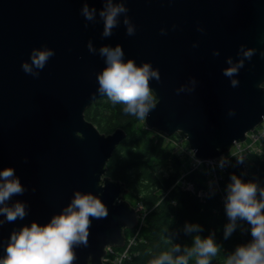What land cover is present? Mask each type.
<instances>
[{
  "label": "water",
  "instance_id": "1",
  "mask_svg": "<svg viewBox=\"0 0 264 264\" xmlns=\"http://www.w3.org/2000/svg\"><path fill=\"white\" fill-rule=\"evenodd\" d=\"M85 2L97 9L94 22L81 14ZM124 6L135 34H126L121 15L105 38L98 15L104 0H0V170H15L25 192L8 204L23 202L28 212L0 227V257L13 229L48 223L74 191L97 196L108 215L90 218L88 245L74 246L73 264H104L110 247L124 246L125 230L138 225V211L124 199L129 190L106 174L125 130L101 133L85 116L103 97L96 80L105 67L101 46L120 45L125 60L159 71V82L150 81L157 103L143 122L167 136L177 133L198 159L227 154L264 122V0H126ZM44 47L55 55L38 78L25 74L21 63ZM249 49L250 60L243 56ZM229 58L244 64L231 78L223 75Z\"/></svg>",
  "mask_w": 264,
  "mask_h": 264
},
{
  "label": "clouds",
  "instance_id": "2",
  "mask_svg": "<svg viewBox=\"0 0 264 264\" xmlns=\"http://www.w3.org/2000/svg\"><path fill=\"white\" fill-rule=\"evenodd\" d=\"M125 2L126 0H104V7L98 13L103 21L102 37L112 35V30L120 23L121 15L124 16L122 23L126 27V34H135V26L126 15L128 9L124 6ZM81 14L87 21L94 22L97 9L90 8L85 2ZM87 49L92 54L97 52L91 41L88 42ZM98 54L104 59L105 67L96 75L97 93L106 96L113 105H122L125 115L145 120L157 103L150 81L155 79L159 82V71L153 69L150 63L137 66L134 60H125L120 45L101 46ZM253 54V49L243 52V56L249 60ZM54 55V51L47 47L42 50L33 49L29 57L30 63L22 62L21 69L25 74L38 78L40 70L44 69ZM226 62L232 65L230 58ZM243 66V61H240L224 69L223 75L231 78ZM191 83L195 84V80L192 79ZM231 86L237 87L238 81L231 80ZM183 90L181 88L178 91ZM232 115L235 113L231 110L229 116ZM242 159L238 157V161ZM225 164L226 161L222 158L219 166L223 168ZM230 179L224 200V211L229 221L224 227V238H229L236 230L238 221H245L250 226L252 239L228 254L225 264H264V187L257 182H243L236 175H232ZM24 192L25 188L13 168L0 170V215L4 217L0 220V227L5 222L15 223L28 215L25 203L16 201L10 206L8 204L14 196L23 195ZM107 215V208L97 196L74 191L68 205L59 214L53 215L48 223L40 225L31 222L18 230L13 229L4 247L5 255L0 257V264H73L77 259L74 246L88 245L90 218L101 219ZM201 231L203 229L197 224H186L184 227L186 234ZM220 252L221 247L215 242L214 233L205 238L195 235L190 247L172 244L170 250L161 252L150 264H189L192 258H195V264H211L212 259Z\"/></svg>",
  "mask_w": 264,
  "mask_h": 264
},
{
  "label": "trees",
  "instance_id": "3",
  "mask_svg": "<svg viewBox=\"0 0 264 264\" xmlns=\"http://www.w3.org/2000/svg\"><path fill=\"white\" fill-rule=\"evenodd\" d=\"M122 107L113 105L103 96L85 108L86 118L101 133L109 134L118 128L125 130V138L108 159L106 174L127 187L129 192L124 199L127 196L136 199L135 207L141 201L142 211H145L141 230L129 248L130 256L122 264H150L161 252L170 250L172 244L190 247L193 236L205 238L213 233L221 252L211 264H225L228 254L252 239L250 226L245 221H238L236 230L229 238H224V227L229 222L224 211L226 187L232 175L264 187V150L259 154L249 153L245 161L231 157L226 170L217 171L221 177L219 191L217 186L207 183V166H197L189 154L175 145L181 136L177 133L167 136L149 129L143 120L125 115ZM184 141L183 146L188 149V142ZM187 184H193V190L187 188ZM186 224L200 225L203 231L186 234ZM135 232L136 228L127 229L124 235L128 238ZM121 249L117 247L114 251ZM107 257L113 258L114 254L109 253ZM104 264L115 263L108 259ZM189 264H195V258Z\"/></svg>",
  "mask_w": 264,
  "mask_h": 264
},
{
  "label": "built area",
  "instance_id": "4",
  "mask_svg": "<svg viewBox=\"0 0 264 264\" xmlns=\"http://www.w3.org/2000/svg\"><path fill=\"white\" fill-rule=\"evenodd\" d=\"M182 138V137H181ZM184 139V138H182ZM180 139L179 141H176L175 145L178 146L181 151L185 154H189V158H192L194 161H197V166L200 165V164H203L204 160L202 159H198L196 158L194 155V151L190 148V145L188 146V149L183 146V142H185L184 140ZM243 143H236L233 148L230 150V155H225V156H222L221 158H215V159H210L209 162H205L206 163V166L208 168V180H207V183H209L211 186H217V188L219 189V191L221 190L220 188V182H218L221 177L218 175V172L219 170H222V171H225L226 168L231 164V157H242L244 160L246 157H247V153L248 152H253V153H261L263 152L264 150V122L261 123L258 127H256L254 129V131L252 130V132H249L247 134V138L246 140L242 141ZM224 159L226 161V164L224 165L223 168H221L219 166V161L221 159ZM208 161V160H207ZM245 161V160H244ZM188 185H191V187L193 188V184H187ZM192 188H189L191 190H193ZM200 195H202L203 193L200 192L199 193ZM137 209H139V221L142 223V220L144 219L145 217V211H142V207H143V204L140 202H137ZM138 221V224H140L139 227H136V232L134 234H132L131 236H129L128 238H126V242H125V245L122 247L121 251L118 252L116 254V256L113 258V259H110V258H106L104 261L110 259V261L112 263H115V264H122V261L126 258H129L130 256V246H132V244L135 243L136 239H137V234L139 233L140 231V228H141V223ZM108 251L110 252H113V249H109Z\"/></svg>",
  "mask_w": 264,
  "mask_h": 264
},
{
  "label": "rangeland",
  "instance_id": "5",
  "mask_svg": "<svg viewBox=\"0 0 264 264\" xmlns=\"http://www.w3.org/2000/svg\"><path fill=\"white\" fill-rule=\"evenodd\" d=\"M241 143H243V142H241ZM232 148H233V147H232ZM232 148H231V149H232ZM249 153H252V152H251V151L248 152L247 155H248ZM228 154H230V151H229ZM228 154H223V155L219 156L218 158H221L222 156H225V155H228ZM204 161H206V160H204ZM196 162H197V161H196ZM203 164L206 165V163H203ZM208 184H209V183H208ZM187 188H192V187H191V185H188ZM192 189H193V188H192ZM126 195H127V194H126ZM126 195H125V196H126ZM125 196H124V197H125ZM125 199H126V198H125ZM127 199H128L133 205L136 204V199H134L133 197H131V196H127ZM137 208H138V207L136 206L135 209H136V211H138V213H139L140 211H139V209H137ZM140 221H141V220H140ZM140 221H139V222H140ZM139 226H140V224L137 225V227H139ZM140 230H141V229H140ZM139 232H140V231H139ZM122 247H123V246H122ZM114 248H116V247H112L113 252L108 251L107 256H108L109 253H113V254H114V257L116 256V254H117L118 252H115V251H114ZM118 254H119V253H118ZM107 256H106V258H108ZM114 257H113V258H114ZM113 258H110V259H113Z\"/></svg>",
  "mask_w": 264,
  "mask_h": 264
},
{
  "label": "bare ground",
  "instance_id": "6",
  "mask_svg": "<svg viewBox=\"0 0 264 264\" xmlns=\"http://www.w3.org/2000/svg\"><path fill=\"white\" fill-rule=\"evenodd\" d=\"M205 162H209V160H208V161L206 160V161H204L203 163H205ZM112 247H113V246H111L110 249H112Z\"/></svg>",
  "mask_w": 264,
  "mask_h": 264
}]
</instances>
